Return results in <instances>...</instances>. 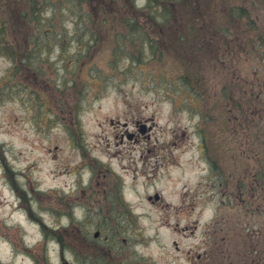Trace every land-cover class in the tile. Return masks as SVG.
Instances as JSON below:
<instances>
[{"label":"rangeland","instance_id":"obj_1","mask_svg":"<svg viewBox=\"0 0 264 264\" xmlns=\"http://www.w3.org/2000/svg\"><path fill=\"white\" fill-rule=\"evenodd\" d=\"M41 1L42 19L60 36L35 31L31 46L39 48L19 70L0 54V264H207V252L232 238L238 224L264 233V102L258 133L244 142L228 137L216 97L202 103L211 116L202 122L209 133L204 160L194 106L202 104L184 101L174 87L178 74L193 71L192 57L183 56L198 40L188 23L198 29L197 13L210 24L225 20L245 7L243 1L184 0L176 8L183 11L177 21L185 39L168 32L170 23L158 37L157 30L150 33L154 52L140 54V36L123 29L125 13L142 11L135 17L141 23L148 3L159 0ZM136 1L148 3L137 7ZM168 5L174 9L175 3ZM251 5L245 10L258 24L264 5ZM215 6H221L217 13ZM257 24L244 27L237 20L239 31L223 42L237 43L238 50L221 66L233 61L228 68L236 67L235 81L263 91L264 69H256L260 48V56L246 53ZM210 62L205 57L204 65ZM210 68L205 78L213 93ZM130 133L138 139L130 140ZM208 165L211 180L204 178ZM255 167L256 184L233 194L224 175L225 181H245L256 175Z\"/></svg>","mask_w":264,"mask_h":264},{"label":"trees","instance_id":"obj_2","mask_svg":"<svg viewBox=\"0 0 264 264\" xmlns=\"http://www.w3.org/2000/svg\"><path fill=\"white\" fill-rule=\"evenodd\" d=\"M0 3V54L8 55L12 60L16 70H19L20 67L25 68L28 66V62L31 58V55L34 53V50L38 47L39 43L31 46L34 40L39 36L35 34V31L40 30L43 35H58L59 33L53 32L52 27L49 26V20L42 19L43 9L41 0H1ZM46 1V0H45ZM151 0H148L150 2ZM160 3L153 5V2L148 3L150 8L148 11V17L145 15L144 20L139 23L135 17L143 14L142 11H135L130 8L128 13H125L126 17L124 18V27L125 31L128 30L134 34H138L140 39H135L137 49L139 54L144 53L145 50L153 51L157 48V43L155 39L150 36V33L154 34V31L157 30V37L160 35L159 30H164L167 24L172 23L173 25L169 28L168 32H173V35H177V38L180 40L185 39V35L180 33L183 31L184 27L181 26L177 21L178 16L182 15V10L176 8V6H181L184 0H159ZM242 4L245 5L244 8H236L233 11L231 10L227 15L225 20H217L215 23L210 24L209 19L206 18L204 13V20H201V15L196 14L193 21L194 24H198V29L193 30L192 25L188 23V29L192 30L198 40L196 44L189 46L183 52L184 58H190L187 55L192 57L190 60L191 65L193 66L192 73H188V70H185L184 73L178 74L176 76V81L174 87L177 88V95L184 94V101H188L190 104L201 105L202 103L209 102L212 98L216 97L215 102H217L219 107H222V117L226 125L224 128L228 129V137L233 141L237 140L238 142H244L246 137L251 135H256L258 133V121L256 119L257 111L260 108L263 109L264 90L256 91L250 86H245L239 82L235 81L237 78L238 71L236 67L230 70L228 67L231 65V62L227 64V68L221 66L223 60H228L232 56L233 52L238 50V45L230 44L229 42H223L225 39L230 38L229 33L233 34L234 31H239V26H236L237 20L240 21V26H244V23L248 22V26H251V23L257 24L255 20H250L251 14L245 10V8H252L251 3L254 0H242ZM175 3L174 9L169 7V3ZM10 3V7H8ZM78 4L81 6L80 1H72V4ZM26 5L24 9L23 6ZM186 5V4H185ZM264 5V0H261V6ZM261 6L259 9H261ZM131 7V6H130ZM221 6L213 7L214 12H218ZM142 10V9H139ZM124 10L122 11V14ZM162 18L159 19L158 16ZM259 23L256 27L260 31L258 34L248 33V40L246 41V53L254 56H260L259 51L261 52V61H257L259 70H263L264 64V19L259 18L257 13ZM139 17V16H138ZM38 21H42L45 25H42L40 28L37 27ZM242 23V24H241ZM147 24V25H146ZM155 24V25H154ZM149 28V29H148ZM150 30V32H149ZM249 30V29H247ZM206 32V33H204ZM124 36V34H123ZM115 43L119 46V35H115ZM174 37V36H172ZM95 37L89 38L91 42L90 46L93 44ZM196 40V39H195ZM131 41V40H128ZM213 42V46L211 45ZM258 47L260 50L258 51ZM168 49H171L170 46H167ZM44 49L41 50V60L45 59L43 56ZM201 53L204 54L201 56ZM132 54H129L128 60L132 65L136 64L135 58L131 57ZM211 60V62L205 66V57ZM74 61V60H73ZM259 62V63H258ZM207 67L210 68L209 77L213 78L214 85L217 88L216 91L211 93V88L209 83L206 80ZM42 69L40 65V70ZM241 70V69H240ZM239 70V71H240ZM264 71V70H263ZM92 74V73H90ZM86 77L88 79L93 76L90 75ZM89 77V78H88ZM1 82V81H0ZM69 84V83H67ZM259 85V83H258ZM74 86V84H73ZM205 88V89H204ZM263 93V94H262ZM199 110L200 122L202 128V122L208 123L211 121V116L208 113L210 110L207 105H201L200 108L194 105ZM204 110V111H203ZM264 111V109H263ZM264 117V115H263ZM255 119V120H254ZM254 120V121H253ZM199 128V130L201 129ZM253 128H256L253 132ZM203 131V143L205 150L207 151L208 147V131ZM264 139V138H263ZM255 141V140H252ZM246 142V140H245ZM262 148L259 152L263 154L264 157V141ZM256 144L258 142H255ZM255 156V155H254ZM256 158V157H255ZM215 159V158H214ZM260 159V156H259ZM257 158L256 160L259 161ZM259 168L255 167L256 175H247L245 181H241L243 178L239 179V182L229 177H223L224 182L229 185V188L236 194L237 191L242 188H247L252 186L255 182V177L257 179V172ZM246 224H243V227L240 228L239 224L237 227L233 228L235 236L226 237L222 245L216 244L207 252V264H264V233L262 231L254 232L249 228H244ZM264 231V230H263ZM55 235L58 237L60 244L62 243V235L57 231ZM237 237V239H236ZM234 241V242H232ZM88 257L91 258V255ZM95 264H101L100 260H97Z\"/></svg>","mask_w":264,"mask_h":264},{"label":"flooded vegetation","instance_id":"obj_3","mask_svg":"<svg viewBox=\"0 0 264 264\" xmlns=\"http://www.w3.org/2000/svg\"><path fill=\"white\" fill-rule=\"evenodd\" d=\"M139 122H140V120L134 121V123H136L137 126H141ZM141 129H142V126H141ZM128 137L132 141L138 139L137 136L134 133H130ZM156 159H157V157H156Z\"/></svg>","mask_w":264,"mask_h":264},{"label":"water","instance_id":"obj_4","mask_svg":"<svg viewBox=\"0 0 264 264\" xmlns=\"http://www.w3.org/2000/svg\"><path fill=\"white\" fill-rule=\"evenodd\" d=\"M97 235H98V232L95 233V236H97Z\"/></svg>","mask_w":264,"mask_h":264}]
</instances>
